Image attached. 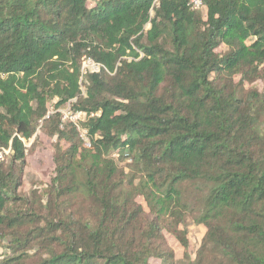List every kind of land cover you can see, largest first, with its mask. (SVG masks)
Returning <instances> with one entry per match:
<instances>
[{
  "label": "trees",
  "instance_id": "1",
  "mask_svg": "<svg viewBox=\"0 0 264 264\" xmlns=\"http://www.w3.org/2000/svg\"><path fill=\"white\" fill-rule=\"evenodd\" d=\"M263 79L264 0H0V264H264Z\"/></svg>",
  "mask_w": 264,
  "mask_h": 264
},
{
  "label": "rangeland",
  "instance_id": "2",
  "mask_svg": "<svg viewBox=\"0 0 264 264\" xmlns=\"http://www.w3.org/2000/svg\"><path fill=\"white\" fill-rule=\"evenodd\" d=\"M149 27L146 24L145 29ZM84 70H90L92 72L98 71V66L95 68L91 67L87 60H84ZM256 87L258 90L262 91L264 89V79L257 83ZM82 91L84 87L82 86ZM80 126V124H79ZM40 135V134H39ZM54 139H49L47 137L41 136L39 140L31 138L25 141L26 148L28 150L26 157V166L24 169L23 177V190L26 191L30 187L38 186L37 182H46L48 180V175L53 169L52 163V148L51 143ZM86 146H88V141H84ZM116 155H113L115 157ZM204 234V228L202 226L190 224L188 226V238L189 247L188 251L191 257L195 255V249L200 244L201 238ZM166 240L168 244L173 248L176 253L177 259H180L183 255V249L170 235H166ZM151 264H159L158 260H152Z\"/></svg>",
  "mask_w": 264,
  "mask_h": 264
},
{
  "label": "built area",
  "instance_id": "3",
  "mask_svg": "<svg viewBox=\"0 0 264 264\" xmlns=\"http://www.w3.org/2000/svg\"><path fill=\"white\" fill-rule=\"evenodd\" d=\"M187 2H188V5L192 9H199L202 6V4H203V0H187ZM87 61H88L89 65L91 67L95 68V66H97L91 60L88 59ZM83 67H84V65H83ZM57 111H59L61 113L62 120L68 119L69 121L73 122L77 126L85 118V112H82V111H71L69 109L68 105L66 107H62V108L58 109ZM84 133L85 132L82 131V138L85 141L87 139H86ZM24 143H25V141H24ZM10 151H11V147L10 146L0 147V161L5 159V157L9 155Z\"/></svg>",
  "mask_w": 264,
  "mask_h": 264
}]
</instances>
